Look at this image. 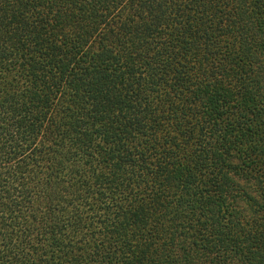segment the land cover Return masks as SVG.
Returning a JSON list of instances; mask_svg holds the SVG:
<instances>
[{"label":"trees","instance_id":"16d2710c","mask_svg":"<svg viewBox=\"0 0 264 264\" xmlns=\"http://www.w3.org/2000/svg\"><path fill=\"white\" fill-rule=\"evenodd\" d=\"M0 264H264V0H0Z\"/></svg>","mask_w":264,"mask_h":264}]
</instances>
